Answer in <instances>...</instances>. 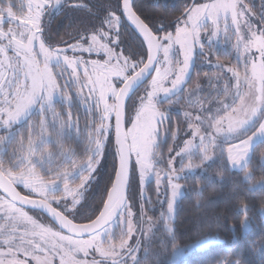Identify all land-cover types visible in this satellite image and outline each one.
Instances as JSON below:
<instances>
[{
  "label": "snow or ice",
  "instance_id": "obj_1",
  "mask_svg": "<svg viewBox=\"0 0 264 264\" xmlns=\"http://www.w3.org/2000/svg\"><path fill=\"white\" fill-rule=\"evenodd\" d=\"M65 6L69 12L85 11L88 18L76 26L70 24L72 30L65 33L67 38L52 42V13ZM15 7L13 0H0V264H55L57 258L59 264H129V260L131 264H141L138 253L143 250L147 258L153 247L157 251L152 264H164L169 245L174 254L187 251L180 247L174 230L175 206L183 195V186L177 182L182 174L200 170L201 179L192 189L197 197L206 187L229 179L226 173L232 171L243 173L231 181L234 200L240 201L247 191H264V152L256 160L262 173L259 180H255L256 167L252 162L257 144H264V12L254 13L244 0H210L202 4L193 0L167 24L160 19L151 25L137 13L134 0H115L114 4L108 0L102 15L85 0H29L26 16L18 15ZM124 18L143 37L139 52L116 51L122 43L120 29ZM221 38L231 51L218 47ZM197 50L202 61L217 70L213 76L205 73L215 92L205 100L193 99L201 90L199 80L191 90L184 87L191 78ZM221 51L234 56L235 63H222ZM84 53H103L105 59L86 60ZM213 56L217 57L215 63ZM66 75L69 79L61 85L59 81ZM149 76L151 81L144 94L133 105L132 127L124 132L126 100ZM70 85H78L75 96ZM181 92L188 93L185 99L196 114L184 113L190 137L175 156H169L167 170L162 171L157 167L164 159L160 128L169 115L159 105L179 102ZM77 101L87 105L88 115L93 117L86 125L87 159L79 163L75 149L65 144L73 128L77 137L80 135L79 119L74 121L71 111ZM56 103L67 109V119L64 111L55 110ZM37 114L39 120H34ZM113 114L114 176L109 177L110 185L105 186L106 195L100 203L84 215L87 222L74 223L76 216L82 214L84 192L102 158L104 138L111 127L106 122ZM97 116L99 124L93 127ZM24 124L26 135L15 127ZM178 131L179 126L173 132L174 139ZM13 141L16 146L8 153L7 146ZM168 151H175V146ZM132 155L136 157L134 167ZM176 157L181 158L179 169L174 166ZM197 157L198 162H194ZM213 164L216 170L210 172ZM137 175L140 224L133 211L136 193L132 189ZM77 176L80 183L72 187L70 181ZM153 177L157 199L162 182L167 179V211L155 221L149 217L144 227L145 209L151 203V196L145 195L146 185ZM61 181L62 193L57 195ZM20 185L28 194L17 191ZM33 194L38 199L31 198ZM53 204L62 207L58 210ZM25 206L36 209L37 218L29 215ZM248 211L247 203L235 209L244 217L240 221L242 230L250 225ZM40 212L46 213L58 229L43 222ZM134 238L135 244L131 242ZM206 243V239L196 241L200 246ZM260 247L264 248V242ZM91 252L100 259L78 258L79 254L88 257ZM235 264L242 262L237 259Z\"/></svg>",
  "mask_w": 264,
  "mask_h": 264
},
{
  "label": "trees",
  "instance_id": "obj_2",
  "mask_svg": "<svg viewBox=\"0 0 264 264\" xmlns=\"http://www.w3.org/2000/svg\"><path fill=\"white\" fill-rule=\"evenodd\" d=\"M85 2L93 11L99 12L102 15L103 5L108 3V0H85ZM192 2L193 0H134L137 13L151 25H156V22L160 19H163L165 24H167L168 21L179 16L184 7L186 5H191ZM203 2H210V0H196V3ZM244 2L251 6L254 13L264 12V7H262L264 0H246ZM112 3L114 4L115 0H112ZM87 18V13L85 11L69 12L67 6L60 9L59 12L53 11L50 26L52 42L58 41L61 37L67 38L65 33L72 30L69 25L76 26L81 20ZM45 22L47 24V18H45ZM172 31L174 32V28ZM120 32L122 43L120 48H117L118 51L120 52L123 50L124 54L139 52L142 39L130 28L125 18L122 20ZM216 59V56L212 57L213 61ZM219 60L230 63L234 58L233 56L220 54ZM209 71L212 72L206 66L205 68H200L198 65L197 53L194 71L189 80V84H192L195 77L201 78V75ZM146 84L141 86L136 94ZM135 95H133L127 103L126 114L130 102ZM55 110L57 112L64 111L65 118L67 119V109H62L61 104L56 103ZM71 111L73 120H76V118L79 119L80 136L84 135L83 132L86 129L85 125H87L90 120L89 115L87 119L84 118V112L81 110V105H79L78 102ZM82 118L83 121H81ZM168 122L167 124L172 129L175 125L179 126L180 129L184 126V122L180 115H173ZM83 123L85 124L83 125ZM25 126L26 124L23 125V127ZM73 130H75V128H73ZM13 143L9 146L13 145ZM65 144L69 147H75L76 144L79 145L76 141V137L73 135H71L70 139L65 141ZM166 145L167 148L163 146L165 150L163 151L164 153L166 149H168V144ZM261 152H264V146L257 145L252 154L253 166L256 167L254 173L255 180H259L262 174L260 168L256 166V160ZM114 162L113 139H109V144L107 145L100 166L97 181L86 192L85 198L82 201V214L76 216L74 219L75 222L86 223L87 221L84 219V215L89 214V210L98 205L102 197L106 195L105 186L110 185L109 177L114 176ZM215 170L216 165L213 164L209 168V171L214 172ZM242 175L243 173L238 171L226 173L229 179L224 182L217 181L214 187H206L200 197L195 196L192 191L198 180L201 179L199 169L180 179L179 183L183 186V195L178 199L174 214V230L179 239L180 247L185 248L201 239H214L215 242L202 250H196L186 254L177 264H216L217 261L228 260H231L233 264H235L237 259H240L242 264H264V248L260 247L261 243L264 242V213H262V208H264V191H247L242 194L240 201L234 200L232 198L233 183L231 181L238 180ZM153 187V182L146 187V193L151 196L152 200L155 198V189H153ZM19 190L26 195L21 188H19ZM132 191L136 193V203L133 211L136 214V220L138 218L140 220L139 194L134 189V186ZM197 200H199L198 207L196 206ZM241 203H247L249 205L248 216L250 218V225L244 230H242L240 226V221L244 217L235 212L236 207L240 206ZM53 206L60 210V206L56 204H53ZM27 212L37 215V212ZM39 216L44 218L48 223H51L54 228H57L49 218L40 213ZM149 216L156 218V214L153 213H150ZM233 226L235 228L234 231L232 230ZM157 234L159 235V233ZM155 251H157V249L153 247L147 258L144 257L142 260L143 264H152V261L155 259L153 255ZM172 254L173 252L169 245L168 254L163 257L164 264H168V260L171 258Z\"/></svg>",
  "mask_w": 264,
  "mask_h": 264
},
{
  "label": "rangeland",
  "instance_id": "obj_3",
  "mask_svg": "<svg viewBox=\"0 0 264 264\" xmlns=\"http://www.w3.org/2000/svg\"><path fill=\"white\" fill-rule=\"evenodd\" d=\"M244 1H246V0H244ZM13 3L16 5V7L14 8V11H16L18 13V15H21V16H26L27 15V13H28V7H27V5L29 3V0H13ZM203 3H208V2H203ZM200 4H202V3H200ZM254 22L258 23L256 20ZM7 27H8V24L5 23L4 24L5 30L7 29ZM221 27H223V24H221ZM232 42L233 43L235 42V37H233ZM218 47L221 48V49L227 47L228 50L231 51L230 45H225L223 43V38H221V41H220V44L218 45ZM116 51L119 52L118 49H116ZM197 53H198V65L200 66V68L201 67L202 68H205V66H206L208 69H210L212 71V72L209 71L207 74L210 75V76L215 75L216 72H217V70L214 69V68H210L209 65L206 62H203L202 61L201 57L199 56L198 50H197ZM69 55H71V53H69ZM221 55H224L223 54V51H221ZM83 58L86 59V60H100L101 62H103V60L105 59L103 53H101L99 55H97L96 53H92V54L84 53ZM233 58H234V56H233ZM215 61L216 60H214L213 63H215ZM221 62L224 63V64L235 63V59L233 61H230V63H225L223 61H221ZM69 73H70V70H69ZM80 74H81V76H83V69H81V73ZM68 79H69V76L66 75L62 79H60L59 83L61 85H64L65 81L68 80ZM197 80L200 81L201 90L197 93V95L195 97H193V99L205 100V98L208 97L209 93H211L213 96L215 95V92H214L213 88L209 85L208 80L205 78V74L204 75H201V78L195 77L194 80H193V82H192V84H189V82H188L187 85L185 86V88L188 89V90H191V89L195 88ZM150 81H151V79L132 98V100L130 102V106L128 107L127 114H126L127 130L132 127V122H133V120L135 118V110H134L133 105H134V103H138V99H137L138 96L144 94V89H145V87H147V85L149 84ZM221 86H223V81H221ZM70 87H71V93H72V95L75 96V94H76V92L78 90V85H70ZM87 95H88V91H87V89H85L84 96H87ZM187 95H188L187 92H181L180 93L179 102L172 103V104H169L167 102H163V103H161L159 105L161 111H164L165 109L168 110L169 119L173 115H180L181 118H182V120H183V122H184V126L182 127V129L179 128V131L177 132V135H176V138L175 139L173 138V132L174 131H177V127L178 126L175 125L173 127V129H172L167 124V123H169L168 122L169 119L160 128V139H161V149L160 150L162 152L165 151L163 149V146L167 148V145L166 144H168V149L170 147L175 146V151H173L172 153H169V151H167L168 149H166V152L165 153L163 152L164 159H163V161L160 164L157 165V167L159 169H161L162 171L167 170V162H168L169 156L170 155L171 156H175L176 152H178L180 150V148L183 147L184 140L185 139H188L190 137V133H188V131H187V125L185 123L184 113L186 111H188V112H192L193 115H195L196 114V109H194L191 106H189L187 100L185 99V97H187ZM172 99L175 100L176 97H173ZM77 102H78L79 105H81V110L84 112V118L87 119V117H88L87 105H82L80 103V101H77ZM111 102L112 101L109 100V103H111ZM92 103H93V108H94V103L95 102L93 101ZM113 115L111 116L110 120L106 122V123H109L111 125V127L108 130L109 135L104 138L105 139V147H104V150H103V155H102V158L100 159L99 165L97 166V171L93 174L94 175V179L90 182V184L87 186V190L84 192V198H85L86 192L97 181L98 174H99V171H100V166L102 164V160L104 158V154H105L107 145L109 144V139H113V124H112ZM89 118H90V120H89L88 124L91 122V120L93 119V117L92 116H89ZM33 119L34 120H39V115L37 114L36 116L33 117ZM49 120H51V116H49ZM81 121H83V118H82ZM85 123H83V125ZM98 124H99V119H98V116H97L96 117V123L93 125V127H95ZM15 127L21 128V130L25 133V135L27 134V124H26L25 127L19 126V125L15 126ZM85 127H86V125H85ZM257 127H258V125H257ZM254 130L255 129H253V131ZM83 134L85 135V137H84V135H81V136L79 135V137H77L76 129L72 131V135L76 137V141L79 143V145L76 144L75 147H71V148L75 149V151H76L75 159H76L77 163H79L81 160H86L87 159V156L84 153V148H85V145H86V142H87V136L89 134V128L86 127V129L83 132ZM165 134H167V135H165ZM248 134L251 135V132H249ZM0 135H3V131H0ZM18 139H19V135H17V140ZM129 143H131V136H129ZM257 145L264 146V144H257ZM15 146H16L15 145V141H14L13 145H11V146L8 145L7 146L8 153H11L12 148L15 147ZM226 146H227L226 144L223 145V147H226ZM66 147H69V146L66 145ZM4 158L7 159V155H5ZM135 161H136V157H135V155H132V166L133 167L135 166ZM187 162H188V159H187V157H185L184 158V163L186 164ZM194 162H198V157L194 159ZM68 166L70 167V164ZM174 166L177 169H179L181 167V158L180 157H176V159L174 161ZM197 170L198 169L194 170V172H196ZM86 174L87 173H85V175ZM182 176L185 177L186 175L182 174ZM179 181H177V182L179 183ZM151 182L154 183L153 189H156V183H155V178L154 177L151 180ZM79 183H80L79 176H77L74 180L70 181V185L72 187H75ZM150 183H148V184H150ZM148 184L146 185V187L148 186ZM166 185H167V179H164L163 182H162V185H161V195H160V198L157 199L156 191H155V194H154L155 195V198L153 200L151 199V203L146 206V209H145L146 215L144 217V221H145L144 227H147L146 221L148 220L149 217H151L155 221L156 218H158L162 212H166L167 211V203H166V199H165V196H164V192L166 190ZM133 186H134V189L139 194L138 175H137V178H136ZM17 187L21 188L26 194H28L27 191L23 188L22 185L17 186ZM62 189H63V182L61 181V192H58L57 195H61ZM145 195L148 196V194L146 193V191H145ZM31 197L38 198L34 194ZM60 207H62V206H60ZM150 213L156 214V218H153L152 216H149ZM2 215L3 214L0 213V216H2ZM29 215H32L34 218H37V215L30 214V213H29ZM39 218H41V217L39 216ZM41 219H42L43 222L48 223L44 218H41ZM136 221H137L138 224L140 223L139 218ZM0 222H2V221H0ZM118 238H119V230H117V239ZM206 240H207V243L204 244V245H202V246L197 245L196 243H194V244H191V245L185 247L187 249L186 252H182V253H179V254H174L173 253L172 256H171V258L168 260V264H177L186 254L191 253L192 251L202 250L205 247H207L208 245H210V244H212V243L215 242L214 239H206ZM131 242L133 244H135V238ZM94 256H96L97 259H100V257L97 256L94 252H91L88 257H84L83 254H79L78 258L79 259H88V260H91ZM138 256L141 259V264H143L142 260L145 257L143 250H141L138 253ZM21 258H23V257H21ZM55 264H59V259L58 258L56 259ZM129 264H131V260H129Z\"/></svg>",
  "mask_w": 264,
  "mask_h": 264
},
{
  "label": "water",
  "instance_id": "obj_4",
  "mask_svg": "<svg viewBox=\"0 0 264 264\" xmlns=\"http://www.w3.org/2000/svg\"><path fill=\"white\" fill-rule=\"evenodd\" d=\"M125 20L127 21L128 25L130 26V28L143 40V37H141L139 35V33L135 30V27L134 25L131 24L130 21H128L126 18ZM146 47V45H145ZM195 63H196V57H195V60H194V64L192 66V70H191V76H192V73L194 71V67H195ZM151 79V76L147 77V79L144 81V84H146L149 80ZM190 80V79H189ZM188 80V82H189ZM187 82V83H188ZM187 83L184 85V87L187 85ZM144 84H142L141 86H143ZM129 99L126 100V103H125V113H124V118H123V122H122V129L124 132H127V126H126V107H127V103H128ZM112 123H113V149H114V154L116 155V147H115V116L113 115V120H112ZM128 142H129V138H128ZM130 144V143H129ZM131 165H132V157H131ZM17 191H19L21 193V195H25L24 193H22L19 188L17 187ZM2 195V193H0ZM33 199H38V198H35V197H31ZM54 207V206H53ZM25 210L26 211H32V212H37L36 209H33L31 206H25ZM59 210V209H58ZM40 214L46 216L47 218H49L51 220V218L46 214V213H43V212H40ZM54 225H55V222L54 221H51ZM74 223H77L75 221H73ZM57 228H58V225H55ZM67 234V233H65ZM86 238V237H85Z\"/></svg>",
  "mask_w": 264,
  "mask_h": 264
}]
</instances>
